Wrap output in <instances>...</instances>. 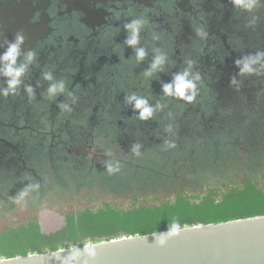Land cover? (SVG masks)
<instances>
[{"label": "trees", "instance_id": "1", "mask_svg": "<svg viewBox=\"0 0 264 264\" xmlns=\"http://www.w3.org/2000/svg\"><path fill=\"white\" fill-rule=\"evenodd\" d=\"M131 63L129 67L117 63L116 71L112 67V73L98 79L102 105L96 112V128L86 125L92 135L96 132V145L103 152L96 162L95 174L99 176L95 193L57 191L58 201L66 203L60 209L64 224L55 231L42 232L37 214L3 225L0 258L53 251L122 234L168 230L174 220L182 227L264 215V120L251 119L255 111L244 108L239 116L244 112L247 116L238 125L234 109L215 105L224 96L219 97L209 85V75L199 68L200 94L196 101L185 104L158 96L160 84L137 77ZM138 69L142 76L144 67ZM131 92L151 95L153 102L160 99L168 106L153 119L138 121L123 103L124 96ZM209 113L215 114L209 118ZM196 115L201 119L193 121ZM169 123L173 125L177 148L165 150L163 141L173 138L164 131ZM75 124L69 122L68 128L75 129ZM121 132L134 135L135 141L142 144L139 157L131 150L122 158L103 151L109 146L104 138ZM132 143V139L126 140L124 150ZM107 161L118 162L120 170L109 174ZM59 164L65 174L76 166L70 161ZM183 167L193 169L188 174L183 169L182 174ZM34 182L38 184L39 180ZM100 197L109 198L96 202ZM74 200L77 203L73 205Z\"/></svg>", "mask_w": 264, "mask_h": 264}, {"label": "flooded vegetation", "instance_id": "2", "mask_svg": "<svg viewBox=\"0 0 264 264\" xmlns=\"http://www.w3.org/2000/svg\"><path fill=\"white\" fill-rule=\"evenodd\" d=\"M139 15L151 22V29L141 34L142 44L151 43L150 31L160 35L159 45L175 62L169 72L192 59L196 68L209 75L211 87L213 80L233 74L235 69L230 67L240 55L235 50L238 43L243 51L264 47V23L255 31L246 29L228 0H0V43L23 31V48L37 52V64L26 79L35 89L34 98L30 100L23 87L15 96L0 97L1 200L21 196L27 187L36 185L41 192L42 183L51 181L55 170L64 173L60 162L85 165L96 132L87 131L83 117L92 114L89 125L96 128V112L102 105L98 79L112 73L117 63L129 67L132 62L141 78L138 67L147 66V62L137 65L129 59L133 51L123 45V24ZM198 27L208 33L203 40L196 36ZM250 41L253 44L246 47ZM43 71L64 79L75 103L66 95L48 99L50 82L40 79ZM161 79L167 81L170 76L161 74ZM218 93L219 97L224 94ZM61 102L68 103L71 112L62 111ZM257 103L247 110L256 105L264 109ZM238 106L246 109L242 103ZM69 122L76 123L75 129L68 128Z\"/></svg>", "mask_w": 264, "mask_h": 264}, {"label": "clouds", "instance_id": "3", "mask_svg": "<svg viewBox=\"0 0 264 264\" xmlns=\"http://www.w3.org/2000/svg\"><path fill=\"white\" fill-rule=\"evenodd\" d=\"M231 5L232 12L243 21L246 29L255 31L256 28L264 23V0H228ZM151 29V22L145 15L135 16L123 24L125 39L123 45L131 48L132 57L137 65L148 59L147 66L142 70V77L151 82L153 80L159 82L160 92L158 96H162L167 100L183 101L185 104H191L197 100L200 94V84L202 76L196 68V61L185 59L183 66L176 71L169 72L175 64L160 45V35L155 31H150L151 43L145 40L142 44V33ZM196 36L201 40L208 35L203 27L195 30ZM26 36L23 31H17L13 39L5 38L0 43V97L7 98L18 94L23 87L28 98H34L35 89L32 84L26 83V79L30 76L31 68L37 64V52L34 48L24 49ZM236 51H240V55L233 60L235 71L229 77L228 86L234 91H239L244 81L249 78H264V47L257 48L254 51H243L242 45L237 44ZM161 74H168L170 79L164 81ZM48 83L46 95L48 99L54 100L59 95H66L67 98L75 103V97L72 91H68V86L64 79L55 78L52 71H43L41 77ZM39 86V85H37ZM124 105L130 108L133 115L138 121H149L159 112H163L168 106L166 102L155 99L151 95H140L137 92H131L124 96ZM59 107L64 112H71L68 103L61 102ZM169 117L171 113L167 114ZM166 133L172 134L173 138L163 141V148L176 149L177 143L174 138L173 125L167 124L164 128ZM142 144L139 142L132 143L130 150L132 155L139 157L141 155ZM105 167L109 174L118 172L120 165L118 162L107 161ZM180 226L177 221H173L166 232L153 233L154 244L163 246L169 238L177 235Z\"/></svg>", "mask_w": 264, "mask_h": 264}, {"label": "water", "instance_id": "4", "mask_svg": "<svg viewBox=\"0 0 264 264\" xmlns=\"http://www.w3.org/2000/svg\"><path fill=\"white\" fill-rule=\"evenodd\" d=\"M229 77L213 86L223 96L234 92ZM166 231L1 257L0 264H264V215L182 226L163 246H156L153 233Z\"/></svg>", "mask_w": 264, "mask_h": 264}, {"label": "rangeland", "instance_id": "5", "mask_svg": "<svg viewBox=\"0 0 264 264\" xmlns=\"http://www.w3.org/2000/svg\"><path fill=\"white\" fill-rule=\"evenodd\" d=\"M217 33L218 32L215 33L216 37L219 36V34ZM252 44L253 43L250 41L246 47H250ZM212 82L216 83L217 80H213ZM215 83L211 84L215 86ZM256 97L259 103L256 102ZM254 102L255 104H259L261 107H264V78L253 77L245 80L239 91H234L227 94L226 96L222 97V101L220 100L221 104L219 103L215 105L223 107L224 110L236 109L237 111L236 113H233V116L234 120L237 121V124L240 125L242 123V118L247 115H245L246 113L244 112L243 116H239V114L241 113L240 109L238 108V104L240 105V103H242L243 106L247 108V106L251 107ZM231 104H233L234 108L231 107ZM236 104L237 107H235ZM253 110L255 112L251 116V119L262 122L264 120V109L260 108L258 110V106L256 105L252 107L250 111ZM214 114L215 113H209L207 117L210 118ZM91 115L92 114H87L83 117L85 124H89L93 121V117ZM192 118L194 121L196 119H201V116L196 115ZM135 138L136 137L134 135H127L125 134V132L119 133L117 134V136H106L104 139L109 142V146H105L102 149L114 158L126 157L130 151V147L124 150L126 140L130 141L132 139V141H134L135 143L137 141H135ZM91 141V152L87 153V156L85 157L87 160V162H85V165H76L75 167L77 168L72 167L69 173L62 175L57 173L58 171L55 170L56 173H54V175L50 177L52 178V180H47L48 182L45 181L42 184V187H40L42 190L41 192L37 190L39 186H32L27 187L25 190H23L21 196H8L7 198H4L2 200L0 198V229H2L1 227L3 225L11 223L13 221H22L30 214H37L42 232L47 233L59 229L64 224L63 215L60 214L61 205H65L66 202L64 200L58 201V199L56 198L57 191L63 190L65 193L70 194L73 191L76 193H80L83 190H92L91 193H95L93 190H96V178L99 176L95 174L96 162L101 160L99 155H101V153L103 152L101 150H98V146L96 145V136H92ZM117 143L118 146H116ZM183 169L186 171V174H188V172H190L189 170L192 171L193 168L186 167L185 169L183 167L182 169H180L182 174L184 173ZM106 198L109 197H100L99 199H96V202H100L101 200H104ZM4 202H6V206H3ZM72 203L74 205L77 202L76 200H74ZM87 203L90 205L94 202ZM81 205L82 203L77 204L76 206Z\"/></svg>", "mask_w": 264, "mask_h": 264}]
</instances>
